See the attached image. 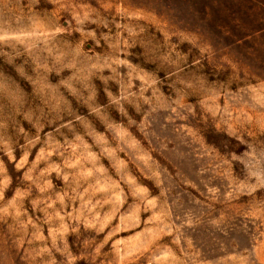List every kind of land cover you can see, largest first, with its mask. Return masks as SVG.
Wrapping results in <instances>:
<instances>
[{
    "label": "rangeland",
    "instance_id": "obj_1",
    "mask_svg": "<svg viewBox=\"0 0 264 264\" xmlns=\"http://www.w3.org/2000/svg\"><path fill=\"white\" fill-rule=\"evenodd\" d=\"M0 264H264V0H0Z\"/></svg>",
    "mask_w": 264,
    "mask_h": 264
}]
</instances>
